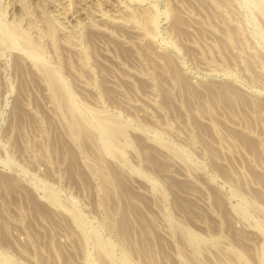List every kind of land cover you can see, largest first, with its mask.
I'll use <instances>...</instances> for the list:
<instances>
[{
    "label": "rangeland",
    "instance_id": "rangeland-1",
    "mask_svg": "<svg viewBox=\"0 0 264 264\" xmlns=\"http://www.w3.org/2000/svg\"><path fill=\"white\" fill-rule=\"evenodd\" d=\"M98 115L127 127L111 150ZM263 247L264 0H0V264H264Z\"/></svg>",
    "mask_w": 264,
    "mask_h": 264
},
{
    "label": "bare ground",
    "instance_id": "bare-ground-1",
    "mask_svg": "<svg viewBox=\"0 0 264 264\" xmlns=\"http://www.w3.org/2000/svg\"><path fill=\"white\" fill-rule=\"evenodd\" d=\"M145 22L146 24L150 26H153V27L156 26V17H155V13L153 9H149V12L145 16ZM6 32H7V38L12 45L24 47L25 44H28L30 41L29 35L25 33L18 25H14L10 28L7 27ZM20 39H22V41ZM40 66L50 78L52 82V86L55 90V95L59 96L61 94L60 87L63 86V81L61 77L58 74H56L54 71H52L46 63L40 62ZM90 123H91L90 125H93L94 127L98 129L100 135L105 140V143H107L108 149L110 150L112 148L111 143L113 141H116L119 137H126L127 135L126 125L123 122H121L119 119H115L114 117L98 115ZM71 127L73 131V137H77V135L81 131L82 124L78 121L76 116L73 117ZM237 208L240 211H242L245 215H247L246 202L244 200L240 201ZM76 219L78 221V218ZM262 258L264 259V247L262 251ZM243 264H251V263L244 260Z\"/></svg>",
    "mask_w": 264,
    "mask_h": 264
}]
</instances>
